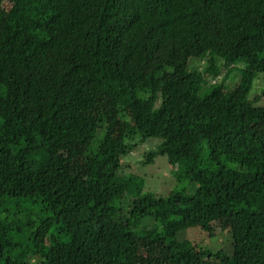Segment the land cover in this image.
I'll list each match as a JSON object with an SVG mask.
<instances>
[{"label":"trees","instance_id":"trees-1","mask_svg":"<svg viewBox=\"0 0 264 264\" xmlns=\"http://www.w3.org/2000/svg\"><path fill=\"white\" fill-rule=\"evenodd\" d=\"M261 75L264 0H0V264H264Z\"/></svg>","mask_w":264,"mask_h":264},{"label":"rangeland","instance_id":"rangeland-1","mask_svg":"<svg viewBox=\"0 0 264 264\" xmlns=\"http://www.w3.org/2000/svg\"><path fill=\"white\" fill-rule=\"evenodd\" d=\"M4 7L8 9L9 5L4 2ZM257 82L264 84V75H261L257 79ZM148 150V144L144 143L136 151L127 156L125 162L132 166L131 171L130 169L127 170L134 174H137V172L140 174L139 181L145 183L144 188L146 190L157 192L161 196H167L175 188V177L172 172H175L178 168L176 170L171 169L167 157H160L154 164L141 167L140 164L144 158V154ZM231 223L232 220L228 218L216 221L210 231L196 230L200 233L196 234L197 236L190 234L188 238L194 242L193 244H198L211 252L217 250L230 251L232 250V238L229 233ZM151 251L153 250L151 249ZM143 257L145 258V255ZM147 258H155L153 252H147ZM155 264L158 263L155 262Z\"/></svg>","mask_w":264,"mask_h":264}]
</instances>
